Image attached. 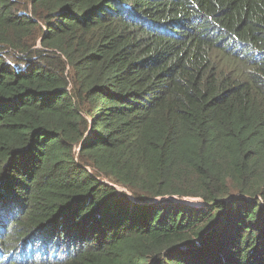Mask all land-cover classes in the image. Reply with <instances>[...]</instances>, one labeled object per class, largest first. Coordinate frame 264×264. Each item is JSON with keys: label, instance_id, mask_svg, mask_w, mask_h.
<instances>
[{"label": "trees", "instance_id": "16d2710c", "mask_svg": "<svg viewBox=\"0 0 264 264\" xmlns=\"http://www.w3.org/2000/svg\"><path fill=\"white\" fill-rule=\"evenodd\" d=\"M20 226L17 264H264V0H0Z\"/></svg>", "mask_w": 264, "mask_h": 264}, {"label": "clouds", "instance_id": "9594fccd", "mask_svg": "<svg viewBox=\"0 0 264 264\" xmlns=\"http://www.w3.org/2000/svg\"><path fill=\"white\" fill-rule=\"evenodd\" d=\"M35 232L34 228H25L20 226L17 229V234L14 243L6 248L0 249V264H17L15 260H11L10 257L21 247H24V242L28 236ZM29 264H40L38 260H33Z\"/></svg>", "mask_w": 264, "mask_h": 264}, {"label": "rangeland", "instance_id": "374dc122", "mask_svg": "<svg viewBox=\"0 0 264 264\" xmlns=\"http://www.w3.org/2000/svg\"><path fill=\"white\" fill-rule=\"evenodd\" d=\"M123 189L121 187H118V191H122ZM183 200V199H182ZM188 201V200H186ZM189 203V202H188ZM190 203H193V202H190Z\"/></svg>", "mask_w": 264, "mask_h": 264}, {"label": "bare ground", "instance_id": "6f19581e", "mask_svg": "<svg viewBox=\"0 0 264 264\" xmlns=\"http://www.w3.org/2000/svg\"><path fill=\"white\" fill-rule=\"evenodd\" d=\"M186 200H189V202H193L192 204H195L196 202V200H194V201H191L190 199H186Z\"/></svg>", "mask_w": 264, "mask_h": 264}, {"label": "water", "instance_id": "95a60500", "mask_svg": "<svg viewBox=\"0 0 264 264\" xmlns=\"http://www.w3.org/2000/svg\"><path fill=\"white\" fill-rule=\"evenodd\" d=\"M183 202H186V203H188L189 202V200L188 201H186V199H183L182 200ZM191 201H194V200H191ZM190 203V202H189Z\"/></svg>", "mask_w": 264, "mask_h": 264}]
</instances>
